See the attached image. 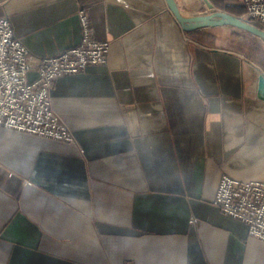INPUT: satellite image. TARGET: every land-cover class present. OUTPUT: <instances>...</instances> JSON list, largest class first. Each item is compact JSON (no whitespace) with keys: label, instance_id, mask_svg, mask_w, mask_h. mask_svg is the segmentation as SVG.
Here are the masks:
<instances>
[{"label":"crops","instance_id":"0c3cea01","mask_svg":"<svg viewBox=\"0 0 264 264\" xmlns=\"http://www.w3.org/2000/svg\"><path fill=\"white\" fill-rule=\"evenodd\" d=\"M79 10L108 64L51 90L74 143L0 128V264H264V242L213 204L223 174L264 182V100L244 76L264 75V41L184 32L165 0H0L30 82L79 43Z\"/></svg>","mask_w":264,"mask_h":264},{"label":"built area","instance_id":"2783aa9c","mask_svg":"<svg viewBox=\"0 0 264 264\" xmlns=\"http://www.w3.org/2000/svg\"><path fill=\"white\" fill-rule=\"evenodd\" d=\"M240 3L244 8L240 17L243 21L264 25V0ZM78 18L79 43L56 56L38 60V77L30 82L32 56L15 38L9 18L0 17V128L74 143L71 131L51 106V90L61 77L80 74L89 66L108 64L110 52L109 42L94 38L86 12L79 10ZM214 198L213 204L222 214L243 222L250 237L264 242L263 181H242L223 174Z\"/></svg>","mask_w":264,"mask_h":264},{"label":"water","instance_id":"95a60500","mask_svg":"<svg viewBox=\"0 0 264 264\" xmlns=\"http://www.w3.org/2000/svg\"><path fill=\"white\" fill-rule=\"evenodd\" d=\"M165 1L170 12L173 14L184 32H192L202 28L231 27L242 30L247 34L264 41V29L243 21L240 17H237L231 13L214 11L209 14L189 17L182 14L181 10L179 9L180 7H178L175 0ZM208 7L213 9V6L210 3H208ZM253 69L254 68H252L249 63H245V84L249 89H252L255 83L257 88V96L264 100V75L260 74L255 82Z\"/></svg>","mask_w":264,"mask_h":264},{"label":"trees","instance_id":"16d2710c","mask_svg":"<svg viewBox=\"0 0 264 264\" xmlns=\"http://www.w3.org/2000/svg\"><path fill=\"white\" fill-rule=\"evenodd\" d=\"M214 1H215V3L217 5L221 6L220 7L221 8L220 10L223 11V12H227V13L234 14L237 17L240 16L239 15L240 13L244 12V8L241 5V3L240 4H225V5H221L223 3L222 0H214ZM249 23L254 24L255 26H258V27L264 29V25L258 24L254 20H250ZM238 31H239L240 34H242V35H244L246 37H249V38L254 39V37H252L250 34H247V33H245L242 30H238ZM237 48H238V46H237ZM239 48H242V50H243V46H241ZM246 53H247V55H249L251 57L259 56V55H256L257 52H255V50L252 47H251V49L249 48L248 50H246Z\"/></svg>","mask_w":264,"mask_h":264},{"label":"rangeland","instance_id":"374dc122","mask_svg":"<svg viewBox=\"0 0 264 264\" xmlns=\"http://www.w3.org/2000/svg\"><path fill=\"white\" fill-rule=\"evenodd\" d=\"M204 3H206L207 5H208V3H210L212 6H213V9H210L209 7V12H207V13H212V12H214V11H221L220 9V7L221 6H219V5H217L216 3H215V1L214 0H202ZM223 1V3L221 4V5H225V2H224V0H222ZM237 4H239V3H237ZM211 11V12H210ZM243 13L244 12H242V13H240L239 15V17H241L242 15H243ZM234 15V14H233Z\"/></svg>","mask_w":264,"mask_h":264}]
</instances>
